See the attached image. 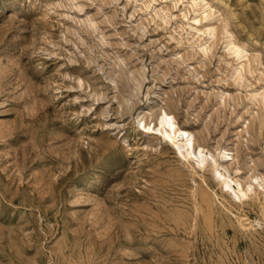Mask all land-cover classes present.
<instances>
[{"label":"rangeland","instance_id":"rangeland-1","mask_svg":"<svg viewBox=\"0 0 264 264\" xmlns=\"http://www.w3.org/2000/svg\"><path fill=\"white\" fill-rule=\"evenodd\" d=\"M0 264H264V0H0Z\"/></svg>","mask_w":264,"mask_h":264},{"label":"bare ground","instance_id":"bare-ground-1","mask_svg":"<svg viewBox=\"0 0 264 264\" xmlns=\"http://www.w3.org/2000/svg\"><path fill=\"white\" fill-rule=\"evenodd\" d=\"M151 127H152L151 129H153L159 135L161 140L169 144V146L173 149V151L175 152L177 156L187 157L188 155L192 153L193 134L189 132L188 130H186L185 128L181 127L177 123L175 117L170 112L166 110L159 111L158 114L154 117V122ZM199 150H200L199 148L197 147L195 148L194 152L196 155H198ZM202 161H203V158L198 156L197 163L200 164ZM213 166L214 167L212 170H215L217 167L215 165ZM220 174L224 178L221 184L225 183L226 185V183L229 182L227 180L229 179L227 178V174L223 171H221ZM232 182L235 183L234 181ZM228 185H230V182ZM234 186H236V184H234ZM237 187L238 185L236 186V189Z\"/></svg>","mask_w":264,"mask_h":264}]
</instances>
